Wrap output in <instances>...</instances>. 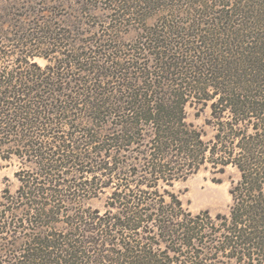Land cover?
<instances>
[{
  "label": "trees",
  "instance_id": "16d2710c",
  "mask_svg": "<svg viewBox=\"0 0 264 264\" xmlns=\"http://www.w3.org/2000/svg\"><path fill=\"white\" fill-rule=\"evenodd\" d=\"M153 1L109 0L119 18L166 8L133 43L0 73V158L38 171L0 204V264H264V0H186L175 16ZM60 40L42 28L9 42L27 58ZM194 105L210 109V138L187 121ZM228 166L227 214H192L167 189ZM102 173L116 211L73 209Z\"/></svg>",
  "mask_w": 264,
  "mask_h": 264
},
{
  "label": "rangeland",
  "instance_id": "374dc122",
  "mask_svg": "<svg viewBox=\"0 0 264 264\" xmlns=\"http://www.w3.org/2000/svg\"><path fill=\"white\" fill-rule=\"evenodd\" d=\"M183 1L186 0H180L177 4L176 0H159L161 2L159 4H162V7L167 6V9H170V4L173 6L170 16L182 13L185 15L189 4ZM153 2H158V0ZM211 2L212 5L215 2L219 3L218 0H209V4ZM112 8L109 0H0V50L5 52L3 58H0V73H39L38 70H44L45 67L56 64L62 59V54H70L66 46L71 50L73 47L80 46L82 52L90 53L97 48L96 43L99 39H107V42L114 39L124 45L133 43L143 29L156 25L162 15L160 11L166 10V8L143 10L141 7L136 17L119 18L118 13L112 11ZM220 9L221 7L213 6L214 12ZM177 10L179 14L175 13ZM201 19L206 20L199 16L195 18L199 22ZM42 28L53 31V36L61 40L55 45L42 46L39 44L37 48L36 46L30 47V57L27 58L16 52L9 42V39H14L16 35L35 34ZM23 43H29V41ZM91 44L94 46L92 47ZM16 60L24 62L18 63ZM186 112L187 121L202 129L206 134V139L210 138L213 132L205 124V121L210 118L209 107L189 106ZM77 118L76 115L72 116L71 126L75 127ZM65 131L70 133L71 129H65ZM87 169L89 172L93 170L90 166H87ZM36 172L38 171L34 164L14 155L7 156L5 160L0 158V204L4 202V198L17 195L19 178H27L28 175H35ZM63 172L72 173L73 171L70 168ZM83 176L87 180L90 179V174ZM95 176L96 179L104 182L105 187L94 188L89 193L81 192L75 199L73 197L72 200L77 203L73 209L78 207L90 209L97 211L99 215L107 213L108 210L114 213L116 210L110 208L113 189L106 187L110 184V179L105 178L103 173ZM212 177H219L222 182L214 183L211 181ZM239 178L238 171L231 166L226 167L221 175H213L209 169H201L186 180L174 182L172 187L166 188L175 193L183 207L192 214L203 210L209 211L212 215L227 214L231 206L229 190L239 181Z\"/></svg>",
  "mask_w": 264,
  "mask_h": 264
}]
</instances>
